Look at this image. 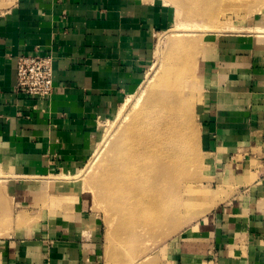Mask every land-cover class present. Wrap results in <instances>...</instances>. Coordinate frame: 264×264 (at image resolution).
<instances>
[{"label": "crops", "instance_id": "obj_1", "mask_svg": "<svg viewBox=\"0 0 264 264\" xmlns=\"http://www.w3.org/2000/svg\"><path fill=\"white\" fill-rule=\"evenodd\" d=\"M165 24L161 6L137 0H13L0 9V151L28 212L0 243L2 264H97L101 226L86 197L58 206L50 178L90 157L97 117L133 93ZM248 35L220 33L199 58L214 205L178 233L169 264H264V38ZM30 52L53 57L46 99L16 88V57Z\"/></svg>", "mask_w": 264, "mask_h": 264}, {"label": "rangeland", "instance_id": "obj_2", "mask_svg": "<svg viewBox=\"0 0 264 264\" xmlns=\"http://www.w3.org/2000/svg\"><path fill=\"white\" fill-rule=\"evenodd\" d=\"M12 1L0 0V9L3 10ZM137 1L159 5L166 14V24L154 34L152 57L146 72L130 90L133 93L125 96L117 111L97 117L98 139L82 167L72 173L63 170L50 178L51 192L56 190L55 194L63 200L58 206H62L63 202L67 207L73 205L77 195L86 197L88 210L101 226L102 241L97 264H169L171 257L167 252L178 233L213 207L214 192L209 183V167L206 150L201 144L198 116L201 104L199 58L206 42L220 33H249V37L257 34L264 38V0ZM197 10H206L207 15L212 12L213 16L198 15ZM182 40L188 45L178 53L173 47L177 48ZM180 54L181 57L178 56ZM164 55L167 58L165 66L174 61L177 74L181 75L178 78L182 77V97L191 101L192 128L188 126L187 117H182L178 131L180 158L167 165L166 182L156 191L160 204L155 209L153 199L151 205L144 206V212L139 213L136 207L129 206L128 199L120 202L112 193H107L103 187L104 165L105 161L113 159L116 140L131 123L135 109L138 110L145 101L150 90L147 80L149 76H154V72L156 74ZM136 97L140 99L136 103L138 105L135 104ZM9 163L8 155L0 151V243L24 228L27 224L24 216L28 217L27 210H24L26 207L22 208L13 195L15 179L8 171Z\"/></svg>", "mask_w": 264, "mask_h": 264}, {"label": "bare ground", "instance_id": "obj_3", "mask_svg": "<svg viewBox=\"0 0 264 264\" xmlns=\"http://www.w3.org/2000/svg\"><path fill=\"white\" fill-rule=\"evenodd\" d=\"M205 11L197 10V14L205 15ZM205 16L210 18L213 14L211 12ZM178 39L180 38L178 37ZM183 42V40L179 41L177 48H171L178 50L179 53L188 45ZM170 45L172 44L170 43ZM164 56L159 61L156 74L154 72L152 74L154 76H149L147 80V87L149 86L150 90L145 101L142 102L143 104L138 110L135 109L136 113H134L135 116L131 123H128L126 130L116 140L113 146V159L105 161L104 165L103 187L107 193H112L120 202L128 199L129 206L136 207L139 213L144 212V206L149 207L153 199L156 202L153 206L155 209L160 204L156 194V191L159 190L158 186L165 181V172L170 163L180 158L178 131L182 125V117H187L188 126L192 128L190 122L191 101L182 97L180 84L182 77L178 78L181 75L177 74L178 69H175L174 61L165 66L167 58L166 55ZM178 56L181 57V54ZM138 97H136L135 104L139 103L138 100L141 99ZM135 104L133 103L134 107ZM188 142L190 143V139Z\"/></svg>", "mask_w": 264, "mask_h": 264}, {"label": "built area", "instance_id": "obj_4", "mask_svg": "<svg viewBox=\"0 0 264 264\" xmlns=\"http://www.w3.org/2000/svg\"><path fill=\"white\" fill-rule=\"evenodd\" d=\"M16 88L22 93L46 99L53 92V57L30 52L16 57Z\"/></svg>", "mask_w": 264, "mask_h": 264}]
</instances>
